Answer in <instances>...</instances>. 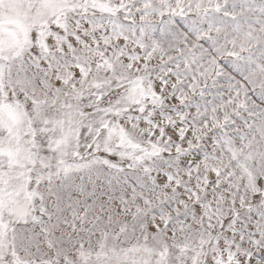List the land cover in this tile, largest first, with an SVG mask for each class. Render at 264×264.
<instances>
[{"label":"snow or ice","instance_id":"6c2138e0","mask_svg":"<svg viewBox=\"0 0 264 264\" xmlns=\"http://www.w3.org/2000/svg\"><path fill=\"white\" fill-rule=\"evenodd\" d=\"M0 264H264V0H0Z\"/></svg>","mask_w":264,"mask_h":264}]
</instances>
